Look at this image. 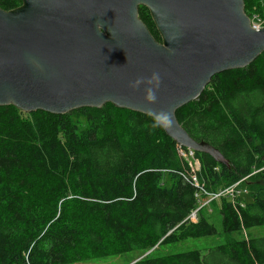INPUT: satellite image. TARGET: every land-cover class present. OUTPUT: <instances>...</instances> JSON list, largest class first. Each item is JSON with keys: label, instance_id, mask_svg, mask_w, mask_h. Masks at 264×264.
<instances>
[{"label": "trees", "instance_id": "trees-1", "mask_svg": "<svg viewBox=\"0 0 264 264\" xmlns=\"http://www.w3.org/2000/svg\"><path fill=\"white\" fill-rule=\"evenodd\" d=\"M243 1L248 16L264 12V0ZM20 4L0 0L3 10ZM138 16L160 41L148 9L140 6ZM175 116L230 168L194 151L195 186L178 152L186 148L153 127L152 117L110 103L63 115L0 106V264H73L129 253L139 257L126 264H264V236L153 254L158 246L264 226V52L214 75L198 101ZM244 177L258 191L248 181L249 201L217 200L219 231L198 209L200 189L216 192Z\"/></svg>", "mask_w": 264, "mask_h": 264}, {"label": "water", "instance_id": "water-1", "mask_svg": "<svg viewBox=\"0 0 264 264\" xmlns=\"http://www.w3.org/2000/svg\"><path fill=\"white\" fill-rule=\"evenodd\" d=\"M140 6L160 41L139 18ZM263 52L264 27H251L243 0H21L0 8V106L63 115L110 103L152 118L164 110L171 123L161 127L179 147L230 168L175 112L198 101L214 75L244 68ZM153 71L162 82L148 104L143 85L129 84Z\"/></svg>", "mask_w": 264, "mask_h": 264}, {"label": "rangeland", "instance_id": "rangeland-1", "mask_svg": "<svg viewBox=\"0 0 264 264\" xmlns=\"http://www.w3.org/2000/svg\"><path fill=\"white\" fill-rule=\"evenodd\" d=\"M254 10V9H252ZM252 12V11H251ZM248 178V177H247ZM245 179L247 182L243 185H240V188H246L247 193L243 194L240 198L241 201H249L251 199L249 195V189H248V181L250 182V188L252 191H258L256 188L252 189V187H255V181L252 178ZM260 195H263L261 192ZM202 202V200H201ZM217 201L216 204L211 203L209 204L205 209H203L204 215L208 218L210 222H212L216 227H218L219 231H221L220 226V216L218 214V208L220 203ZM264 236V226L260 227H254L249 229L248 231L242 230L238 235H232L231 237H227L223 233L220 232V235H215L211 237H203L199 239H186L182 242L171 244V245H163L155 247L153 254L157 256H165L173 253H179L184 252L188 250H200L203 251L206 248L215 246L217 244L224 243L228 239H238V238H248V237H263ZM139 257L138 253H129V254H123L118 256H111V257H104V258H93L87 261L83 262H77L73 264H126L131 260H134L135 258Z\"/></svg>", "mask_w": 264, "mask_h": 264}, {"label": "built area", "instance_id": "built-area-1", "mask_svg": "<svg viewBox=\"0 0 264 264\" xmlns=\"http://www.w3.org/2000/svg\"><path fill=\"white\" fill-rule=\"evenodd\" d=\"M248 17L250 20V25L253 29L258 30L264 27V12L261 14L253 12L251 13V16ZM178 152L181 157L187 160V163L190 168V174L188 175V178H190L191 183L195 186H199L196 177V172L200 169V163L199 160L194 157V151L190 149H187V151L181 149ZM246 178L247 177H244L239 181L233 183L232 185L222 188L221 190L216 192H208L205 189L201 188V192L198 196V209L206 208L211 203V201H217L221 198H227L230 199L233 203L237 202L242 205L243 201H241L240 198L243 194L247 193V189L242 187L240 188V185H243L245 183ZM189 218L195 221L196 211H193Z\"/></svg>", "mask_w": 264, "mask_h": 264}, {"label": "clouds", "instance_id": "clouds-1", "mask_svg": "<svg viewBox=\"0 0 264 264\" xmlns=\"http://www.w3.org/2000/svg\"><path fill=\"white\" fill-rule=\"evenodd\" d=\"M162 82V77L160 72L153 71L147 77H137L135 80L131 81L129 87L133 90L140 89L143 85V98L146 103L154 104L156 103L158 97L157 92L160 88ZM171 123V114L167 111L161 110L159 112L153 111V127H167Z\"/></svg>", "mask_w": 264, "mask_h": 264}]
</instances>
